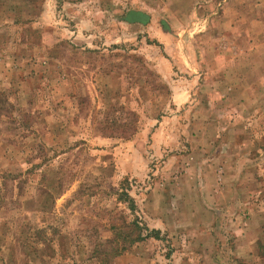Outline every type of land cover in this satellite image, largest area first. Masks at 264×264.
<instances>
[{
	"label": "rangeland",
	"instance_id": "obj_1",
	"mask_svg": "<svg viewBox=\"0 0 264 264\" xmlns=\"http://www.w3.org/2000/svg\"><path fill=\"white\" fill-rule=\"evenodd\" d=\"M0 264H264V0H0Z\"/></svg>",
	"mask_w": 264,
	"mask_h": 264
}]
</instances>
